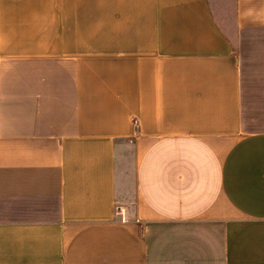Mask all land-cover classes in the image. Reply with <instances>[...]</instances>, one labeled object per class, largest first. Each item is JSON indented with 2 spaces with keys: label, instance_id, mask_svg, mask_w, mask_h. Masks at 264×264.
Masks as SVG:
<instances>
[{
  "label": "crops",
  "instance_id": "1",
  "mask_svg": "<svg viewBox=\"0 0 264 264\" xmlns=\"http://www.w3.org/2000/svg\"><path fill=\"white\" fill-rule=\"evenodd\" d=\"M231 1L0 0V264H264V0Z\"/></svg>",
  "mask_w": 264,
  "mask_h": 264
},
{
  "label": "rangeland",
  "instance_id": "2",
  "mask_svg": "<svg viewBox=\"0 0 264 264\" xmlns=\"http://www.w3.org/2000/svg\"><path fill=\"white\" fill-rule=\"evenodd\" d=\"M227 2L228 4L225 6V0H210L215 17L223 26H226V23L230 20L232 15V1L227 0Z\"/></svg>",
  "mask_w": 264,
  "mask_h": 264
},
{
  "label": "built area",
  "instance_id": "3",
  "mask_svg": "<svg viewBox=\"0 0 264 264\" xmlns=\"http://www.w3.org/2000/svg\"><path fill=\"white\" fill-rule=\"evenodd\" d=\"M137 123V121L136 120H134V124H136Z\"/></svg>",
  "mask_w": 264,
  "mask_h": 264
}]
</instances>
